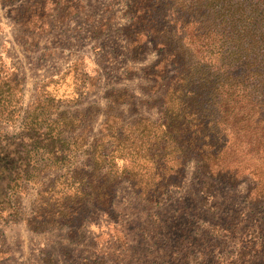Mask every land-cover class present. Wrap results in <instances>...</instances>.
<instances>
[{"label": "rangeland", "instance_id": "rangeland-1", "mask_svg": "<svg viewBox=\"0 0 264 264\" xmlns=\"http://www.w3.org/2000/svg\"><path fill=\"white\" fill-rule=\"evenodd\" d=\"M131 4L0 0L1 86L11 100L0 114L18 115L0 121V132L21 131L34 100L45 105L49 96L41 131L57 119L67 123L73 112L89 137L99 135L109 109L118 126L138 113L157 119L163 96L151 66L159 52L148 36L138 55L131 51ZM114 88L125 96L117 99ZM39 153L28 159L41 169L46 157ZM234 159L249 164L239 152L227 158ZM51 169H31L34 179L10 182L9 198L0 196V264H264V178L227 181L189 162L178 186L140 194L122 181L111 209L87 206L68 224L53 225L40 216L37 196Z\"/></svg>", "mask_w": 264, "mask_h": 264}, {"label": "trees", "instance_id": "trees-1", "mask_svg": "<svg viewBox=\"0 0 264 264\" xmlns=\"http://www.w3.org/2000/svg\"><path fill=\"white\" fill-rule=\"evenodd\" d=\"M131 8V51L138 55L148 36L159 52L151 66L163 96L157 119L138 113L118 126L109 109L99 135L89 137L73 112L67 123L57 119L41 131L49 96L45 105L34 100L21 131L0 132V196L9 198L10 182L34 179L31 169L37 175L52 168L37 192L49 224H68L91 205L111 209L122 181L140 194L178 186L189 162L227 181L264 178V0H132ZM2 78L5 108L11 100ZM17 117L0 114V121ZM38 152L46 157L41 169L28 159ZM238 152L248 166L227 160ZM118 160L125 162L120 168Z\"/></svg>", "mask_w": 264, "mask_h": 264}]
</instances>
